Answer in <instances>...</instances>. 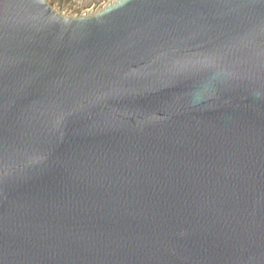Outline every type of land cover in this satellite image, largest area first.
Wrapping results in <instances>:
<instances>
[{
	"label": "water",
	"instance_id": "obj_1",
	"mask_svg": "<svg viewBox=\"0 0 264 264\" xmlns=\"http://www.w3.org/2000/svg\"><path fill=\"white\" fill-rule=\"evenodd\" d=\"M0 264H264V0H0Z\"/></svg>",
	"mask_w": 264,
	"mask_h": 264
}]
</instances>
